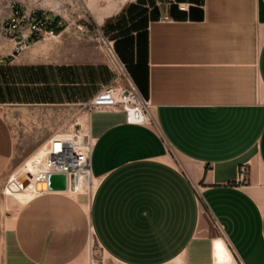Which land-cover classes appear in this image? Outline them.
<instances>
[{
    "label": "crops",
    "instance_id": "1",
    "mask_svg": "<svg viewBox=\"0 0 264 264\" xmlns=\"http://www.w3.org/2000/svg\"><path fill=\"white\" fill-rule=\"evenodd\" d=\"M133 1L89 0L86 8L103 33ZM173 2L186 11L167 0L147 14L142 75L135 60L129 64L154 125H127L114 108L89 113L90 195L11 198L0 211V264H87L90 240L115 264H222L229 253L243 264H264V0ZM40 8L61 19L47 3ZM76 47L80 38L64 21L55 38L14 59L0 36L2 65L25 66L36 76L33 87L71 80L56 76L83 66L96 72L100 59L57 60ZM241 165L244 183L237 181ZM13 167L11 133L0 115V179ZM20 195L33 194L5 196Z\"/></svg>",
    "mask_w": 264,
    "mask_h": 264
},
{
    "label": "rangeland",
    "instance_id": "2",
    "mask_svg": "<svg viewBox=\"0 0 264 264\" xmlns=\"http://www.w3.org/2000/svg\"><path fill=\"white\" fill-rule=\"evenodd\" d=\"M24 1L29 9L35 10L41 9L40 5L42 3H47L49 8L46 9L53 10L56 13L55 15H58L64 21L65 28H69L71 34L76 33V36L80 38L81 50L76 47L72 51H65V54L61 52L57 56L59 62L92 63L100 59L101 65L92 68L96 72L91 74L89 72L90 68L83 66L79 67V70H82L80 73L68 76L64 73L56 76V78L64 77L71 80L64 82L54 80L46 82L44 85L41 84V86L34 82V87L32 79H35L36 76L27 73L25 66L8 64V62L0 65V115L11 133L13 162L15 164V167L0 179V211L13 200L19 203L34 196L20 195L10 198L5 196L3 191L6 188L8 177L20 171L24 161L41 148L49 137L66 132L75 120L83 123L86 117L85 105L98 92L113 85L114 82V75L105 66L104 58L95 43V37L101 31L94 27L88 15L86 7L89 5V0ZM166 1L134 0L133 4L128 7L125 14L111 29L103 30L105 36L113 42L118 57L130 74L129 64L133 60L136 62L135 67L137 70L141 75L143 73L144 29L150 18L149 15L157 8H162V4H165ZM148 13L149 15H147ZM78 26L81 29H78ZM132 33L134 35H131ZM133 44H135V48L131 46ZM74 78H76L75 81H73ZM78 78H81V80ZM42 90H46L44 99L38 98L41 97ZM48 94L52 97L48 98ZM81 96H83L82 99ZM31 100H45L53 105H27V102ZM81 195L89 196L86 192ZM87 264L115 263L105 258L101 250L90 240L87 247Z\"/></svg>",
    "mask_w": 264,
    "mask_h": 264
},
{
    "label": "built area",
    "instance_id": "3",
    "mask_svg": "<svg viewBox=\"0 0 264 264\" xmlns=\"http://www.w3.org/2000/svg\"><path fill=\"white\" fill-rule=\"evenodd\" d=\"M1 1V0H0ZM178 11L184 12L187 7L175 4ZM4 8L7 14L3 16L0 25V36L12 45L10 58L21 55L30 44L39 40L53 39L63 28V20L57 17H49L35 9H27L20 0H6ZM2 11L0 9V15ZM95 43L104 58L105 66L114 75L113 85L98 92L93 99L85 105L86 116L99 108H114L120 110L125 116L127 125L153 126L149 112L150 104L138 91L133 79L125 65L115 52L113 42L102 32H98ZM4 59L0 58V64ZM92 141L88 126L85 122L73 121L66 132L52 135L43 146L42 162L34 164L35 173L27 175L25 183L34 190L37 186H44L45 190L35 191L36 195L47 193L48 177L50 175H63L65 177V191L77 194L76 186L82 194L90 195L93 184L90 174V158ZM21 175L9 176L7 184H14L22 191V187L16 180ZM246 180V166L238 168L237 181L244 183ZM64 191V192H65ZM227 264H243L231 253ZM216 264V263H212Z\"/></svg>",
    "mask_w": 264,
    "mask_h": 264
},
{
    "label": "bare ground",
    "instance_id": "4",
    "mask_svg": "<svg viewBox=\"0 0 264 264\" xmlns=\"http://www.w3.org/2000/svg\"><path fill=\"white\" fill-rule=\"evenodd\" d=\"M44 146V145H43ZM43 146L39 148L30 158L24 161V164H22V168L17 173L13 174L12 176H15L16 174H20L22 176L20 184L26 180L27 175H32L35 173V167L34 164L42 162L43 159ZM19 184V185H20ZM45 190L44 186H37L34 190L29 186V183H25L24 188L21 190L18 189L14 184H7L6 188L4 189V195H13V194H33L36 196L35 191H43ZM76 192H82L79 188V185L76 186ZM64 193V192H63ZM65 193H72L71 191H65ZM225 245V244H224ZM226 247V246H225ZM227 264V263H222Z\"/></svg>",
    "mask_w": 264,
    "mask_h": 264
},
{
    "label": "water",
    "instance_id": "5",
    "mask_svg": "<svg viewBox=\"0 0 264 264\" xmlns=\"http://www.w3.org/2000/svg\"><path fill=\"white\" fill-rule=\"evenodd\" d=\"M22 176H20L16 183L20 184ZM22 187L25 185V181L20 184ZM46 190L48 192H64L66 190L65 177L63 175H50L48 177V183Z\"/></svg>",
    "mask_w": 264,
    "mask_h": 264
},
{
    "label": "trees",
    "instance_id": "6",
    "mask_svg": "<svg viewBox=\"0 0 264 264\" xmlns=\"http://www.w3.org/2000/svg\"><path fill=\"white\" fill-rule=\"evenodd\" d=\"M115 49V48H114ZM115 52H116V50H115ZM117 53V52H116ZM131 74L133 75V73L131 72Z\"/></svg>",
    "mask_w": 264,
    "mask_h": 264
}]
</instances>
